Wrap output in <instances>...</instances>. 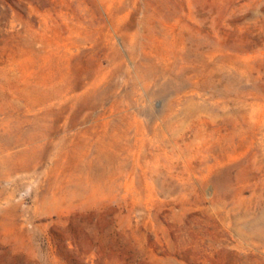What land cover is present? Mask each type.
I'll use <instances>...</instances> for the list:
<instances>
[{
    "label": "rangeland",
    "instance_id": "obj_1",
    "mask_svg": "<svg viewBox=\"0 0 264 264\" xmlns=\"http://www.w3.org/2000/svg\"><path fill=\"white\" fill-rule=\"evenodd\" d=\"M0 264H264V0H0Z\"/></svg>",
    "mask_w": 264,
    "mask_h": 264
}]
</instances>
